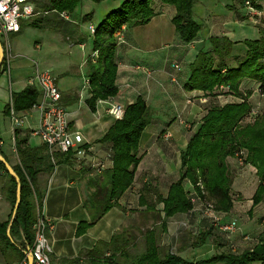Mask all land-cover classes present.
Here are the masks:
<instances>
[{
  "label": "crops",
  "instance_id": "0c3cea01",
  "mask_svg": "<svg viewBox=\"0 0 264 264\" xmlns=\"http://www.w3.org/2000/svg\"><path fill=\"white\" fill-rule=\"evenodd\" d=\"M116 2V6L110 11L118 8L122 0ZM234 4L243 18L239 17L235 10L230 9V6ZM157 11V15L146 25L123 27L121 32L123 40L118 42L115 53L118 66L116 85L119 94L114 98L98 101L96 111H92L87 103L91 98L90 86L87 85V81L90 80L88 66L90 57L84 63L88 72L82 80V85L79 80L71 76V70L67 64L52 62V60L42 68L37 62L33 63L28 76L17 81L16 85L19 88L13 91L10 86L9 95L5 93V82L0 80V118L8 124L7 128L0 129V145L11 166L19 162L15 151L16 130H19L22 136H27L31 147L43 146L40 139L31 134L39 126L38 114L29 111L15 112L18 119L22 121L20 126H15L11 117L4 115V109L12 101V93H20L30 87L27 85V80L34 74L37 67L42 70L49 69L56 76L62 95L61 105L70 113L71 128L81 133L84 138L83 146H91L88 150L90 153L88 160L73 159L70 162L61 161L58 164L56 160H51L53 164H56L53 171H43L36 177L35 190L42 203L38 218L42 216L50 225L47 238L51 249L49 252L51 264H90L92 256L83 253L92 251L99 246V242H110L119 232H124L131 243L135 237L133 230L135 227L143 226V218L149 213L155 214L154 226H159L162 220L166 222L165 232L175 242H180V234L183 228L187 227L184 226L187 223L203 224V201L194 203L193 209L188 213L177 214L166 219L161 200L168 196L171 185L179 181L181 153L187 148L193 135L198 132L202 119L209 110L216 106L222 107L226 104L242 102V100L227 93L216 96L217 92L214 95H208L202 91H187L185 85L191 74L190 66L199 52L211 50L209 42L211 37L226 36L232 42H243L257 40L261 37V33L258 24L249 18L250 13L246 8H241L239 2L234 0H196L193 16L202 25V29L198 38L191 43H185L176 32L172 23L176 14L173 6L159 4ZM35 19L23 21L24 26L22 25L21 31L10 36H18L23 30L32 28L28 27V24ZM90 25L97 26L94 23ZM43 29L52 31V33H63L54 25ZM79 40H83L78 44L85 49L86 41L82 37ZM36 48L42 50L41 42L36 43ZM49 53L48 58L55 52ZM13 57L15 59L16 56L13 55ZM55 58L58 57L55 56ZM1 75L5 77L6 73ZM9 82L10 85L13 84L10 79ZM240 89L242 92H253L248 100L252 105L253 114H264V93H260L259 84L244 80ZM140 96L146 101L152 120L140 140L139 157L141 161L135 171L134 184L119 200L118 207L112 208L102 218L94 221V217H98L97 214L101 210L103 174L113 166L111 146L96 142L117 121L109 114L111 105H121L125 110ZM210 97L214 99L211 100ZM212 102L220 105H214ZM186 126L190 127L189 130ZM11 153L13 155L16 153L17 160H14V156L9 157ZM105 158L106 160H103ZM226 164L233 182V198L244 196V188L251 189L249 192L251 197L249 199L244 197L246 202L244 199L242 202L239 199L234 201L231 214H236V211L240 209L252 211L255 214L260 206H254L253 197L260 181L254 177L255 175L248 174L252 172L250 169L254 168L247 165L249 170H241L236 158L232 157L226 160ZM6 181V177L0 179L1 190ZM187 184L192 186L189 180H185L184 189L188 194H192L193 191H187ZM95 198L98 200L93 203ZM10 207L6 197L0 194V221L8 220L7 216L11 213ZM134 214L139 215L138 222L133 220ZM219 215L223 222L233 220L228 213L219 212ZM250 218H253V215ZM204 219L206 220L204 221L207 227L206 232H212L213 225L208 223L210 219ZM242 233L248 232L242 229ZM206 252L208 250L203 254ZM187 254L189 253L182 251L177 255L187 261L185 256ZM218 255L221 254L188 262L196 264Z\"/></svg>",
  "mask_w": 264,
  "mask_h": 264
},
{
  "label": "trees",
  "instance_id": "16d2710c",
  "mask_svg": "<svg viewBox=\"0 0 264 264\" xmlns=\"http://www.w3.org/2000/svg\"><path fill=\"white\" fill-rule=\"evenodd\" d=\"M46 1L40 6L36 5L47 14L36 17L28 27L43 29L55 24V28L59 30L60 26L66 24L68 28L66 31L70 29L71 34L77 33L79 23L65 21L62 14L72 15L82 0ZM91 1L101 3L107 0ZM234 1L239 2L241 8L246 7V2H251L255 10L263 9L260 0ZM195 2L196 0H122L118 8L106 15L96 26L93 35L92 50L97 53V58L95 62L88 60L91 98L87 103L92 111H96L98 101L108 100L119 94L116 85L118 66L115 60L117 33L122 32L123 27L148 24L157 15L159 4L168 5L176 9L172 19L176 32L185 43H191L198 38L202 29V25L193 16ZM230 9L235 10L241 17L236 4L230 6ZM91 17L86 15L83 21H88ZM259 30L261 37L257 40L232 42L226 36L211 37L209 39L211 50L199 52L190 66L191 74L185 85L187 91H202L214 95L215 91L226 88L227 94L241 99L242 102L214 107L202 119L198 132L193 135L187 148L181 153L179 181L171 185L168 196L161 200L166 219L188 213L193 209L191 194L184 189L185 180L191 182L202 201L211 203L216 212L230 213L234 206L233 182L226 160L229 157L237 158L241 151H247L245 164L256 168L260 180L253 197L254 206L264 202V114L253 122L244 123L252 113V105L248 100L253 92H242L240 89L244 80H251L258 83L260 93H264V28L259 27ZM4 67L5 62L2 65L3 69ZM39 98V90L33 87H27L20 93H12V101L4 109V115L11 117L12 109L15 112L28 111ZM151 120V111L144 98L140 96L134 104L126 107L123 119L117 120L96 142L111 146L113 166L103 174L101 210L97 214L98 217H94V221L102 218L112 208L118 207L119 200L133 186L135 171L141 161L140 140ZM14 138L19 162L12 167L21 180V201L9 230L17 200V183L0 160V179L2 177L7 179L2 190L0 189V194L12 205L9 219L0 221V253L5 264H27L26 254L33 248L34 227L42 207L41 199L35 190L36 177L43 171H53L55 165L61 161L70 162L76 156V152L55 154L56 164H53L46 146L31 147L27 136H22L19 130L15 131ZM90 147L85 145L82 148L88 150ZM0 155L10 163L1 145ZM96 200L98 199L95 198L92 202ZM249 213L252 215L253 212ZM160 219L157 221H161ZM165 224L166 222L162 220L159 226H154L146 232L145 250L140 254H132V249L136 246L135 237L130 243L124 232L115 234L108 243L99 242V246L83 254L92 256L90 264H193L171 252L162 255L158 229L165 232ZM211 233L204 231L201 234V244H204ZM16 235L21 236L20 243L14 239ZM218 263L264 264V231L252 249L241 254L223 253L196 264Z\"/></svg>",
  "mask_w": 264,
  "mask_h": 264
},
{
  "label": "rangeland",
  "instance_id": "374dc122",
  "mask_svg": "<svg viewBox=\"0 0 264 264\" xmlns=\"http://www.w3.org/2000/svg\"><path fill=\"white\" fill-rule=\"evenodd\" d=\"M45 2L47 1L39 0L37 2V5L40 6ZM259 3L263 7L262 11H259L261 15H259L257 12L250 10L248 7L245 8L247 12L250 13L249 18L253 20L254 23H257L259 27L264 28V0H260ZM116 4L117 2L112 0H107L101 3H95L91 0H82L72 15L64 14L66 17H63L65 21H72L79 23V29L77 33L75 32L71 34L70 29L66 31V29L68 28L65 26L66 25L65 24L60 26L59 28V30H61L60 32L63 33H57V32L52 33V31L46 29L28 28L23 30V32L18 36H9L8 44L12 50L13 55L16 57L11 61L10 77L7 74L5 75V77H2V75H0V80H3L6 85L5 93L9 95L10 86L12 87L13 91H16L19 88L16 85L17 81L20 80L21 78L24 79L28 76L33 66V63L37 62L39 66L42 68L43 66H47V62L51 60L52 62L58 61L60 63L67 64L68 68L71 70V76L74 79L79 80L80 85H82V80L88 72V68L84 63H86L89 57L90 60H94L95 58L94 54L92 55L93 35L90 33L89 26L92 23L97 25L99 22H101L106 17L110 9L116 6ZM86 15H91L92 17L90 20L84 22L83 19ZM54 27H56L55 24ZM81 37L84 39V41H86L85 49H82L78 44V42L80 43L82 42L81 40L78 41V39ZM1 41L5 51V47L7 44L6 39L1 38ZM38 42H41L42 50H38L36 48V43ZM51 51L55 53L52 54L53 56H50L49 59L48 55L50 54L49 52ZM54 55L57 56L58 58L56 59ZM5 69H6L5 67L4 69L1 68L0 72L6 73L7 71L5 72ZM9 79L12 81L13 83L12 85H10ZM227 91L228 90L226 88L217 90L215 91L217 92L216 96L222 93L225 94ZM214 97H210V99L213 100ZM212 103L214 105H220L219 103H214V102ZM251 115H253V117H251ZM251 115L244 121V123L253 122L258 116H260L258 114H253V112ZM187 125L190 124L187 123ZM7 126L8 124L4 122L3 119L0 118V129L2 127L5 129L7 128ZM189 128H190L189 126H186L187 130H189ZM15 154L16 153H14L13 155V153H11L9 157L13 158L14 156V160H17ZM245 154L247 156V151H245ZM89 157H90V153H87L85 157L74 156L73 159L88 160ZM103 160H106V158ZM237 164L239 166V169L241 170L245 171L246 169L247 170L250 169L249 167H247V164L241 166L238 161ZM253 168L254 169L252 168L250 169L252 172H248V174L255 175L254 177L256 179L257 178L259 179L256 168L255 167ZM186 189L189 192L194 191L193 187L188 184L186 185ZM244 192H245L244 196L241 195L236 196L235 198H233V200L237 201V199H239L242 202L244 199V202H246L244 197H246L247 199L251 197V194H249V192H251V189L244 188ZM259 206L260 207L258 208L257 212L255 214L252 213L253 218H250L252 217V215L250 216V213L246 210L240 209L239 211H236V214L234 213L231 214L233 210L230 213H228L229 217L236 221V227H237V231L231 235L230 243L227 240L226 236L222 235L217 230L216 227L212 228V233L209 236V238L206 240V242L204 244L200 243L201 234L204 231H207L206 223L204 222L206 221L204 218L207 219V217H205L204 215V210H203V221H202L203 224L202 225L198 224L199 225L198 226L197 224L191 221L192 224L187 223L186 225H184L187 227L183 228V231L180 234L179 237L180 242L172 241L171 236H169L168 233L166 232L164 233L162 232L161 229H158L159 245L161 247V253L162 255H166L168 252L178 254L182 251H185L186 253L187 252L189 253L185 255L187 257V261H196L199 259H203L205 257H209L211 255L230 253L231 244L235 247V251L238 254L246 250L252 249L258 243V239L262 234V232L264 231V202L259 204ZM10 212H12V205L10 207ZM154 216L155 214H151V213L147 214L145 218H143L144 220V223H142L143 226L135 227V230H133V234L135 236V241H136V246L133 247L132 249L133 255L140 254L145 250V234L148 230L154 227L155 224ZM138 219H139V215L134 214L133 220L138 222L137 221ZM208 223L209 225L212 224L210 220H208ZM242 229L248 233L245 234L242 233ZM246 236L248 237V240L245 239ZM20 237L21 236L16 235L14 239L20 243L21 240ZM192 243L193 245H191ZM207 250L208 252L203 254V252ZM0 264H5L1 253H0Z\"/></svg>",
  "mask_w": 264,
  "mask_h": 264
},
{
  "label": "built area",
  "instance_id": "2783aa9c",
  "mask_svg": "<svg viewBox=\"0 0 264 264\" xmlns=\"http://www.w3.org/2000/svg\"><path fill=\"white\" fill-rule=\"evenodd\" d=\"M37 0H0V37L6 39V60L5 68L6 74L11 75V60L14 58L8 44V38L13 33L21 31V24L23 21L30 20L40 15H45L44 12L36 5ZM246 7L250 10L261 13L252 7L251 2H246ZM62 17H66L62 14ZM90 33L95 34L96 27L89 26ZM118 42L123 40L121 32L116 35ZM94 62L97 58V53H94ZM178 68V66H175ZM90 80L87 81L89 85ZM27 85L37 88L40 92L39 101L28 110L30 113L38 114L39 126L33 130L31 134L38 137L41 143L46 146L51 160H55V154H68L71 151L76 152V156L85 157L89 152L87 149L82 148L84 138L81 133L72 130L70 113L61 105V91L57 85V78L49 69H35L34 74L27 80ZM124 108L121 105H111L109 114L116 120H121L124 117ZM11 120L15 126L22 125V121L18 119L15 111L12 109ZM246 154L241 151L237 154V161L242 166L245 164ZM102 166H100L101 168ZM192 203L202 201L200 196L193 191L191 194ZM204 203V215L211 220L213 227L224 236L227 240L231 241V235L237 231L236 221L223 222L221 216L215 211L211 203ZM50 225L46 220L39 216L37 223L34 227L35 241L32 248V255L34 264H51L49 259V252L51 251L49 241L47 238V231ZM248 240V237L245 238ZM231 252H236L235 247L230 245Z\"/></svg>",
  "mask_w": 264,
  "mask_h": 264
},
{
  "label": "water",
  "instance_id": "95a60500",
  "mask_svg": "<svg viewBox=\"0 0 264 264\" xmlns=\"http://www.w3.org/2000/svg\"><path fill=\"white\" fill-rule=\"evenodd\" d=\"M4 59H5V51H4V47H3L1 37H0V70H1L2 65L4 63ZM0 160L4 164V166L6 167L9 174L15 179V181L17 183V200H16L14 212H13V218H12V221L9 225V230H10L12 225H13L15 214L17 212V209H18V207L20 205V201H21V180L18 177V175L15 173V171L13 170V167L11 166V164L9 162H7L1 155H0ZM26 256H27V262H28L27 264H34L32 249H29L27 251Z\"/></svg>",
  "mask_w": 264,
  "mask_h": 264
},
{
  "label": "bare ground",
  "instance_id": "6f19581e",
  "mask_svg": "<svg viewBox=\"0 0 264 264\" xmlns=\"http://www.w3.org/2000/svg\"><path fill=\"white\" fill-rule=\"evenodd\" d=\"M5 60H6V54H5V59H4V62H5ZM26 259H27V256H26ZM28 263V262H27Z\"/></svg>",
  "mask_w": 264,
  "mask_h": 264
},
{
  "label": "clouds",
  "instance_id": "9594fccd",
  "mask_svg": "<svg viewBox=\"0 0 264 264\" xmlns=\"http://www.w3.org/2000/svg\"><path fill=\"white\" fill-rule=\"evenodd\" d=\"M0 11H2V9H0Z\"/></svg>",
  "mask_w": 264,
  "mask_h": 264
}]
</instances>
